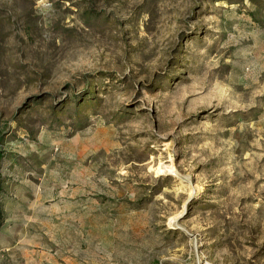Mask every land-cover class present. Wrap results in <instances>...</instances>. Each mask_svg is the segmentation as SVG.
<instances>
[{"label":"rangeland","instance_id":"1","mask_svg":"<svg viewBox=\"0 0 264 264\" xmlns=\"http://www.w3.org/2000/svg\"><path fill=\"white\" fill-rule=\"evenodd\" d=\"M13 178L82 187L84 264H264V0H0Z\"/></svg>","mask_w":264,"mask_h":264},{"label":"crops","instance_id":"2","mask_svg":"<svg viewBox=\"0 0 264 264\" xmlns=\"http://www.w3.org/2000/svg\"><path fill=\"white\" fill-rule=\"evenodd\" d=\"M1 186L0 264L85 263L77 255L83 235L78 183L46 186L13 178Z\"/></svg>","mask_w":264,"mask_h":264},{"label":"bare ground","instance_id":"3","mask_svg":"<svg viewBox=\"0 0 264 264\" xmlns=\"http://www.w3.org/2000/svg\"><path fill=\"white\" fill-rule=\"evenodd\" d=\"M169 171H172V170L169 169ZM187 185H189V186L191 187L190 190H191L192 188H193L194 191H198V190H199L198 186H191L190 183H187Z\"/></svg>","mask_w":264,"mask_h":264}]
</instances>
